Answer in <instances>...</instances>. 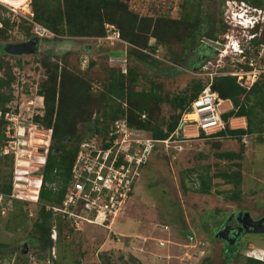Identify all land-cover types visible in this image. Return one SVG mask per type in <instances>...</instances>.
Masks as SVG:
<instances>
[{
  "label": "rangeland",
  "instance_id": "rangeland-1",
  "mask_svg": "<svg viewBox=\"0 0 264 264\" xmlns=\"http://www.w3.org/2000/svg\"><path fill=\"white\" fill-rule=\"evenodd\" d=\"M1 1L8 7H15L18 14L7 15L6 7L0 9L1 15L9 16L11 23L15 22L0 33V62L5 66L4 73L7 74L10 69L14 73L13 96L8 105L15 119L18 117L17 127L21 129L20 134L12 138L15 146V152L11 154L13 163L4 165L0 159V176L4 172L7 175L5 180L11 181L10 194L23 196L31 195L34 185L27 182L14 185L13 182L18 181L14 174H21V169L32 170V165L36 164L35 157L43 153L42 147L48 141L46 128L32 120L36 113L43 114V99L37 92L39 83L46 79L43 62L56 69L55 86L61 98L58 105L65 109L71 107L68 101L73 94L71 100L74 106L78 103L82 114L96 107L97 101L106 98L112 70L120 69L124 75L130 71L134 83H129L128 79L124 82H128L136 92L154 89L162 97L159 103L141 99L146 103V109L140 118L147 117L151 124L156 123L164 129L169 116L176 111L171 106V98L197 79L209 80L216 74L218 63L220 67L228 65L231 69L236 62L243 60L239 53L223 57L218 56V52L221 55L230 53V41L238 40L241 44L252 31L239 24L234 25L232 21L231 16H235L242 6L241 0H121L126 6L125 11L137 15L133 29L138 31L142 43L146 40L145 46L136 47L145 57H129L127 60L123 52L128 50V43L121 40L109 45L97 38L102 37L98 35L102 27L105 30L106 24L125 27L129 25V17H120L119 11L114 8L97 11L96 6L83 0L76 4L78 10L71 6L64 19L69 18L72 27L87 34L48 33L39 39L36 51H31V48L19 51V46L34 37L33 31L25 33V29L28 26L32 29L34 23L23 18L31 12L30 7L25 5L30 0ZM244 3L257 6L247 1ZM261 7L264 9V4ZM18 11L25 14L20 16ZM200 19L203 27L197 31L204 33L208 29L207 22L211 23L214 38L211 40L217 42V53V47L209 48L201 42L208 39L206 36H196L199 42L186 44L191 34L189 30L194 28L192 21ZM221 48L227 49L224 51ZM221 57L222 62H219ZM262 57L264 59V53ZM60 76L64 77L63 80ZM137 98L121 100L123 117L127 113L130 117L129 112L141 106L142 102ZM189 114L187 116L192 117ZM74 122L82 137L90 133H86L85 121H79L77 115ZM233 123L236 128L246 126L244 117L235 118ZM178 132L179 142L151 148L152 155L137 176L131 195L122 202L111 222L109 216L104 218L102 213L94 212L92 216L95 214L98 222L80 221L72 232L65 230L63 238L57 242L58 246L54 247L56 260L60 259L63 264H105L108 255L106 264H220L223 261L226 255L224 244L205 235L199 225L201 222L217 224L238 209L247 211L252 217L264 216V133L261 134L262 142L258 141V134L243 142L242 139L193 136L196 133L193 125L185 127V132ZM150 136L149 131L129 128L120 144L124 148L133 139L143 140ZM241 144L244 147L241 159L229 160L216 155L226 151L240 152ZM236 161L240 163L239 168L234 165ZM238 169L242 177L240 195L238 200H232L224 192L229 193L233 186L217 175L235 173ZM38 172H29L27 180L31 182L33 177L40 175ZM199 175L211 180L207 194L193 190L198 187ZM182 179L186 187L182 185ZM15 200L7 198L0 204V253L4 254L0 264H13L18 252L27 256V264H45L47 257L41 261L28 259L30 253L38 249L29 244L38 204L28 202L21 213L16 214L19 215L17 218L14 217L18 211L13 204ZM240 241L238 253L228 264H242L246 256L264 261V233L244 235ZM24 243H27L26 253L21 252ZM12 249L14 252L9 258L8 251Z\"/></svg>",
  "mask_w": 264,
  "mask_h": 264
},
{
  "label": "trees",
  "instance_id": "trees-1",
  "mask_svg": "<svg viewBox=\"0 0 264 264\" xmlns=\"http://www.w3.org/2000/svg\"><path fill=\"white\" fill-rule=\"evenodd\" d=\"M83 0H30L29 6L31 10L30 22L37 23L41 25L49 32L55 35H74V34H87L85 31H80L70 24V19H64V14L70 13L71 6L76 7V4L82 3ZM90 4L96 6V10H110L112 8L115 11H119L120 17L124 16L126 18L129 17V25L117 27L120 33V41L128 43V50H124V57L128 60L129 57H142L145 55L142 51L137 49L136 47L145 46L146 40L144 43L140 40V35L137 30L133 28L136 25L137 15L132 14L130 11H125V4L121 0H85ZM247 1L251 4H256L257 7L262 8L264 4V0H241V2ZM3 6L0 4V9ZM4 9V8H3ZM263 9V8H262ZM76 10L78 8L76 7ZM264 10V9H263ZM8 15V14H7ZM128 16V17H127ZM10 17L6 15H1L0 13V23L3 24L0 27V33L3 28L5 29L7 26L14 24L15 22H10ZM145 19V18H144ZM146 21L151 22L152 19L147 18ZM25 21V18H24ZM22 21V23L24 22ZM28 21V20H27ZM20 23V27L23 25ZM203 21L201 19L198 21H192L194 24V28L189 30L191 34H189V39L186 44L188 46L191 44H195L198 39L196 36H206L208 39H214L211 31V23L207 22L208 29L205 30L204 33H199L197 30L202 29ZM28 25H30L28 23ZM95 25V22H94ZM23 27V26H22ZM4 31V30H3ZM33 28L30 29L28 26L25 29L26 34H31ZM104 28L102 27L101 33L98 36L104 35ZM252 37L249 39V43L253 46L258 45L264 40V21L258 25H256L251 31ZM187 39V36H186ZM199 42V41H198ZM116 43V41H115ZM114 43V44H115ZM113 44V45H114ZM245 53L250 55V50L245 49ZM257 53V52H255ZM133 55V56H132ZM152 62H156L155 59H151ZM238 63V62H237ZM44 67L46 69V79L45 81L39 83V89L37 90L39 96L43 99V114L36 113L33 115L32 120L39 125H42L46 128V130L50 131V144L48 146V150L45 153V162L39 169V176H41V185L38 190V201L35 202L38 204V208L34 220L31 224V236L29 244L32 247L38 248L36 251L30 253L29 260L36 259L38 261L44 260L47 257V251L50 250L49 256L52 264H63V262L58 259L56 260V255H53L51 251L58 246L57 242L61 240V237L65 230L67 232H72L74 229L73 219L68 217L63 213H56L52 211V209H46L45 205H60L62 200L65 197V193L67 191L68 186L72 182V173L71 168L74 164V160L79 149V144L84 140L90 133H99L101 134L102 129H107L113 120L118 117H121L124 113L121 107V100L127 99L130 97L134 99L146 100V101H155L159 103L162 101V97L160 93H158L154 89H150L149 91H135L133 87H131L128 82H124L126 79L129 80V83H134V79L132 77V73L129 71L126 75L120 72V69L112 70L113 73L109 75V81L107 83V94L106 98L102 101H97L96 107L92 108L90 111L86 110L84 114H82L80 106L78 103H75L71 100L73 99V94L70 96L68 103L71 104L67 106L66 109L58 105L61 102L60 94H57V89L55 86L56 81V69L54 66H50L49 64L44 63ZM242 65L241 63H238ZM228 65H225V69H228ZM3 71V72H1ZM5 66L0 62V110L2 112L5 111H13L10 109L8 103L12 99V82H14V73H12L11 69L6 74L4 73ZM121 77V78H118ZM64 77L60 76V79L63 80ZM243 79V78H242ZM240 77L233 76L231 74H222L215 75L212 78L211 88L216 91L221 99H228L232 105L231 109L222 114V118L227 121L232 117H244L246 120V126L231 129L228 126L225 129L212 133L209 135H205L204 133H200V137L205 138H213V137H222V138H232V139H242L244 134L247 135V138H250L253 134H258V141L262 142L263 138L261 134L264 133V78L253 83L251 86H245ZM69 82V80H67ZM208 79L205 81L197 79L191 85L184 88L181 93L174 95L171 98V106L175 109V113L169 116L168 121L165 123V128H161L156 123H150L147 117L140 118V115L143 114L146 109V103L142 102L141 106L137 107V110L133 112H129V116L127 117V122L129 126L144 129L151 133L152 138L157 140L153 145V148L156 145H164V140L169 136L170 133H176L178 131V127L181 125L182 116L184 113L188 112L190 109V104L194 98L198 96V94L202 91L203 87L208 83ZM23 84V83H22ZM64 92V91H63ZM68 94L69 91L65 90ZM87 98V96H85ZM87 100V99H86ZM89 103V99H88ZM60 106V107H59ZM73 112V114H72ZM77 115L78 120L85 121V130L86 133L90 132L87 136L82 137L80 132L75 125L74 118ZM1 130H0V148L4 144L6 137L4 135L5 130V120L0 118ZM180 131V130H179ZM174 139L180 140V136L174 135ZM66 141H69L67 143ZM244 147L241 144V151H226L216 154L218 158L224 159H241L242 151ZM152 155V153H150ZM0 159L3 161L4 165L12 164L13 159L11 154L0 155ZM148 160L143 163L140 167V171L143 169ZM236 167H240V163L236 161L234 163ZM188 171H192L189 169ZM7 175L3 172L1 173L0 179V190L6 193L11 192V181L5 180ZM222 177V179L231 184L233 186L232 190L228 193V191L224 192L225 196L232 200H238L240 195V185L242 181L241 173L239 169L235 173H220L217 175ZM137 178V177H136ZM136 180V179H135ZM135 180L132 182V189L134 187ZM199 184L198 187L194 191L201 193H209L210 192V184L211 180L208 178L205 180L199 175ZM182 185L186 187L184 179L181 180ZM131 195V193H130ZM31 201H18L15 200L13 202L14 207H18L16 215L21 213L22 207L25 208L26 204ZM246 213L244 210H236L231 212L228 216L229 218L234 216L236 213ZM229 214V213H228ZM226 214L224 217H226ZM226 218L224 221H218L217 224H208L205 222H201L199 227L202 228V231L208 237L219 240L224 244L225 257L220 264H228L229 260L236 256L238 253V244H230L227 242L221 235L223 231V227L226 226V222L229 218ZM202 225V226H201ZM55 231L56 238L53 239L52 233ZM63 238V237H62ZM240 244V242H239ZM3 246V244H1ZM55 247V248H54ZM14 249L8 251V256L12 255ZM55 254V252H54ZM103 255H107L103 253ZM131 256V260H135L134 257ZM4 257L3 253H0V259ZM120 256L119 258H121ZM105 262L107 263L109 256L105 258ZM21 263H20V262ZM27 256L22 255L20 252L17 253V256L13 260V264H27ZM105 263V264H106ZM109 264V263H108ZM242 264H264V261H261L254 257L246 256L243 260Z\"/></svg>",
  "mask_w": 264,
  "mask_h": 264
},
{
  "label": "built area",
  "instance_id": "built-area-1",
  "mask_svg": "<svg viewBox=\"0 0 264 264\" xmlns=\"http://www.w3.org/2000/svg\"><path fill=\"white\" fill-rule=\"evenodd\" d=\"M0 3L2 4L1 1ZM6 8L8 9V15H18L15 7L6 6ZM18 13L20 16L25 14L23 11H18ZM28 15L30 16L31 12H28L23 18L30 20ZM11 20L12 19H10V22ZM34 30L39 35L46 34L45 29H41L40 27H35ZM105 32L104 36L98 37L97 39L109 45H113L115 41H120L119 29L114 25L106 24ZM231 43H235V45L232 44V49L229 50L230 53L221 55L220 52H218V56L232 57L234 56L232 54L239 53V56H243V60L238 59V63L242 65L236 62L231 69H225V66L220 67L221 65L218 63L217 65L219 68L215 69V75L231 74L241 79L243 78L242 80L245 86H251L256 81L264 78V59L262 57L264 53V40L256 46H253V44L251 45L249 41L240 44L238 40H234L230 41V44ZM246 48L250 50V55L245 53ZM253 54L256 56H253ZM223 57L219 59V62H222ZM212 78L213 76L210 77L208 83L203 87L198 96L192 100L189 111L183 114V116H185L191 112L196 115L194 119L181 120L182 125H180V129L183 132H185V127L192 125L196 130L193 136H199L200 133H204L205 135L216 133L225 129L226 126L231 129L236 128L233 120L240 117H232L227 121L222 118V114L231 109V103L228 99H221L218 93L212 90ZM226 100L229 102H225ZM1 117L6 122L4 130L6 140L0 148V155H13L15 152L13 151V147L15 148V146L12 138L20 134L19 130L21 129L17 127L16 120H18V117L15 119L13 111L2 112L0 110V118ZM240 127L243 126L239 125L238 128ZM129 128L133 127L128 125L126 117H118L111 122L107 129H102L101 134L97 132L90 133L85 137L79 144V149L71 168L72 182L67 188L62 203L60 205L47 204L45 208L52 209V211L56 213L66 214L69 218L71 217L73 219V225L75 226H77L80 221H85L86 223L98 222L97 219H95V214L94 217L92 216L94 212L97 214L102 213L104 218H106L105 216H109L111 219L109 221L111 222L120 210L122 202L124 203L126 198L130 196L132 192V182L139 175L141 165L145 163L151 148L154 143L157 142V140L152 137L143 140L135 139V141L133 139V141L127 144V147L122 148L120 144V142H122L121 138L124 137L125 131ZM247 139V135L244 134L242 136V141L246 142ZM170 142V139L164 140L165 144ZM43 151H45V149ZM35 162L36 164L32 165V170L31 168L29 171L20 170L23 176L19 173H15L14 176L15 178L18 177V179H16L18 181L13 182L16 186L18 184L24 185V182L28 184L32 183V185H34L32 194L23 196L21 194H15L14 192V194H10L0 190V204L7 198H16L31 202L38 201L41 176L33 177V180L30 182V180H27V174L29 172L39 171L40 167L45 162L44 155H38ZM99 224H101V222ZM51 252L52 254L54 253L53 250Z\"/></svg>",
  "mask_w": 264,
  "mask_h": 264
},
{
  "label": "clouds",
  "instance_id": "clouds-1",
  "mask_svg": "<svg viewBox=\"0 0 264 264\" xmlns=\"http://www.w3.org/2000/svg\"><path fill=\"white\" fill-rule=\"evenodd\" d=\"M1 1V0H0ZM2 2V6L3 7H6V6H4V4H5V2H3V1H1ZM27 3V4H26ZM25 4H26V6L27 7H30L29 6V3L28 2H26ZM241 4H242V6L240 7V9H239V12L238 11H236L237 13H236V16H237V18H238V23L239 22H241L240 21V18H243L242 20H244V21H247L246 22V24L245 25H242V24H239V25H241L242 26V28H249V29H253L256 25H258V24H260V23H262L263 21H264V10L262 9V8H259V7H257V6H251V5H248V4H245L244 2H241ZM22 5V4H21ZM20 6V5H19ZM244 11V12H243ZM240 13H243V15H240ZM247 14H249V15H247ZM244 15H245V19H244ZM31 16V15H30ZM29 15H28V17H30ZM231 18H232V21H234V20H236L235 19V16H231ZM26 19V18H25ZM28 21H29V19H27ZM235 22V21H234ZM1 24V23H0ZM234 25H235V23H234ZM236 25H237V23H236ZM2 26V24L0 25V27ZM35 27H40L41 29H45L44 27H42L41 25H38L37 23H34V27H33V32H34V37L33 38H38V39H40L41 37H43V36H47L48 35V33H50V34H52L51 32H49L47 29H45V31H46V34H43V35H39L37 32H35V30H34V28ZM252 32H250L249 33V36H248V39H245L243 42H245V41H248L249 39H251V37H252ZM27 43H29V42H27ZM26 43V44H27ZM242 43V42H241ZM37 46H38V44H37ZM121 117H123V116H121ZM126 119H127V117H126ZM130 127H132V126H130ZM181 127V126H180ZM180 127H178V131L180 130L181 131V129H180ZM133 128H135V127H133ZM136 129H138V128H136ZM141 130H144V129H141ZM147 131V130H146ZM178 131H176V133H170L169 134V136L165 139V140H168V139H170L171 140V142H179V140L178 139H174V135H177V137H179L180 135L178 134L179 132ZM46 135H48V141L44 144V146L42 147V150H44L45 149V151H42L43 153L41 154V155H44V157H45V153L47 152V150H48V146H49V144H50V131L49 130H47V133H46ZM150 137H152V136H150ZM154 139V138H153ZM164 142V141H163ZM165 144V143H164ZM151 151V150H150ZM149 155H150V152H149ZM149 155H148V157H149ZM147 157V160L149 159ZM36 159H37V156L35 157ZM146 160V161H147ZM145 161V162H146ZM19 200V199H18ZM52 237H53V239H55L56 238V235H55V232H54V234L52 233ZM53 251H54V249H53ZM49 252H50V250L49 251H47V257L49 258H47V261H46V263L45 264H47L48 262H51L50 261V256H49ZM52 253V252H51ZM54 254V253H53ZM249 257H252V256H249ZM254 258H257V259H259V260H261V261H263V259L262 258H258V257H255V256H253Z\"/></svg>",
  "mask_w": 264,
  "mask_h": 264
},
{
  "label": "flooded vegetation",
  "instance_id": "flooded-vegetation-1",
  "mask_svg": "<svg viewBox=\"0 0 264 264\" xmlns=\"http://www.w3.org/2000/svg\"><path fill=\"white\" fill-rule=\"evenodd\" d=\"M31 38L27 42H30ZM26 43L22 44L17 49L19 51H25V50L31 48V51H33L32 50L33 49L32 43L30 42L29 45ZM25 45H26V47H25ZM15 50H16V48H15ZM235 213L236 214L234 216L232 215V217H230L228 219V221L225 224L226 226H224L222 228L223 231H222L221 235L227 242H229L230 244L236 243L239 245V242H241L240 240L242 239V237L244 235L262 234V233L253 232V230H254L253 228L254 227L256 229L261 228L260 224H257V221L261 218H264V216L252 217L251 215H249V218H245L243 213L241 214L238 211Z\"/></svg>",
  "mask_w": 264,
  "mask_h": 264
},
{
  "label": "water",
  "instance_id": "water-1",
  "mask_svg": "<svg viewBox=\"0 0 264 264\" xmlns=\"http://www.w3.org/2000/svg\"><path fill=\"white\" fill-rule=\"evenodd\" d=\"M38 41H39V39L37 37L30 40V42L32 43V46H33V49H32L33 51H36ZM30 42L27 43V44L29 45ZM201 42L205 43L209 48H214V47L217 46V42L214 41V40H211V39H203V41H201ZM25 47H26V45H25ZM215 52L217 53L218 51L216 50ZM244 217L245 218H249V213L248 212L244 213ZM257 224H260L261 228L256 229L254 227L253 228L254 229L253 232H255V233H264V218L259 219L257 221ZM26 251H27V243H24L23 246H22L21 252L22 253H26Z\"/></svg>",
  "mask_w": 264,
  "mask_h": 264
},
{
  "label": "bare ground",
  "instance_id": "bare-ground-1",
  "mask_svg": "<svg viewBox=\"0 0 264 264\" xmlns=\"http://www.w3.org/2000/svg\"><path fill=\"white\" fill-rule=\"evenodd\" d=\"M15 1H17V0H14L13 2H15ZM8 3H9V2H8ZM18 3H19V2H18ZM16 5H17V4H16ZM235 19H236V20H234L235 22H234V21H233V22H234V23H237V24L245 25L246 22H247V21L245 22L244 20H242V18H240V21H241V22L238 23V18H237L236 15H235ZM229 45L231 46L232 44H229ZM221 46H222V45H221ZM216 47H217V46H216ZM221 49H223L224 51H226L227 48H221ZM218 50H219V47H217V51H218ZM224 55H225V54H224ZM189 113H190V114H189ZM189 113H188V114H189V115H192V117L189 118V117L187 116L188 114H186V115L184 116V119H194V118L196 117V115H195L194 113H191V112H189ZM185 121H187V120H185Z\"/></svg>",
  "mask_w": 264,
  "mask_h": 264
},
{
  "label": "crops",
  "instance_id": "crops-1",
  "mask_svg": "<svg viewBox=\"0 0 264 264\" xmlns=\"http://www.w3.org/2000/svg\"><path fill=\"white\" fill-rule=\"evenodd\" d=\"M225 102H227V103H228L229 101H228V100H226ZM242 118H243V117H240V119H242Z\"/></svg>",
  "mask_w": 264,
  "mask_h": 264
}]
</instances>
